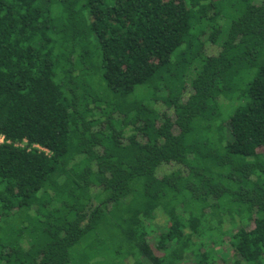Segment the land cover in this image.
I'll use <instances>...</instances> for the list:
<instances>
[{"label":"trees","instance_id":"16d2710c","mask_svg":"<svg viewBox=\"0 0 264 264\" xmlns=\"http://www.w3.org/2000/svg\"><path fill=\"white\" fill-rule=\"evenodd\" d=\"M0 138V264H264V0H0Z\"/></svg>","mask_w":264,"mask_h":264},{"label":"rangeland","instance_id":"374dc122","mask_svg":"<svg viewBox=\"0 0 264 264\" xmlns=\"http://www.w3.org/2000/svg\"><path fill=\"white\" fill-rule=\"evenodd\" d=\"M207 52L210 54V55H213V54H216L217 53V49L215 47H213L212 45H208L207 46ZM174 166L173 165H166V166H163L162 169L159 171V175L161 176L162 174L164 173H167V172H170L172 170H174ZM156 223V226L157 227H161L163 226V224L159 223V220L155 221Z\"/></svg>","mask_w":264,"mask_h":264},{"label":"built area","instance_id":"2783aa9c","mask_svg":"<svg viewBox=\"0 0 264 264\" xmlns=\"http://www.w3.org/2000/svg\"><path fill=\"white\" fill-rule=\"evenodd\" d=\"M3 141V138H0V143Z\"/></svg>","mask_w":264,"mask_h":264}]
</instances>
